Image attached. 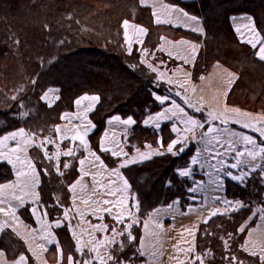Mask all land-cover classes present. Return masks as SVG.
<instances>
[{
    "label": "trees",
    "instance_id": "1",
    "mask_svg": "<svg viewBox=\"0 0 264 264\" xmlns=\"http://www.w3.org/2000/svg\"><path fill=\"white\" fill-rule=\"evenodd\" d=\"M196 2L194 8L185 4L186 9L201 17L204 27V35L198 39L194 79L206 74L214 62L224 65L237 74L228 104L264 116V108L256 107L264 104V85H260L264 81V61L255 49L237 41L228 21L230 15L247 14L264 38V0ZM125 20L147 30L141 49L133 47L131 53L122 34ZM166 29L152 24L150 14L138 0H0V137L23 129L33 140L46 137L52 144L62 114L71 111L80 96L96 95L98 103L89 117L94 125L89 136L94 150L98 151L104 122L112 115L130 116L136 122L123 139L129 154L154 145L158 135L142 128L140 122L159 110L151 92L160 90L155 86V74L140 60L143 52H158L160 32ZM51 87L58 88L59 98L48 108L41 97ZM237 93L238 100L233 97ZM181 148L184 150L176 151V155H158L122 170L129 184L130 204L138 205L136 223L130 228L134 239L120 251L122 261L141 259L135 250L142 223L153 209L176 200L180 209L190 204L187 190L191 182L176 171L188 164L194 148L190 144ZM74 150L67 158L53 160L45 157L39 145L29 149L40 174L39 205L50 220L60 219L68 207L67 187L77 177L78 160L83 156L81 148ZM100 155L114 164L108 156ZM11 178V167L0 163V185ZM249 184H229L226 194L244 202H261L262 188L257 180ZM248 214L238 212L201 225L195 243L198 258L193 264H258L241 248L243 232L238 228ZM66 229H61L59 235L68 246L70 234ZM0 248L11 258L24 254L23 246L10 232L2 233Z\"/></svg>",
    "mask_w": 264,
    "mask_h": 264
},
{
    "label": "crops",
    "instance_id": "2",
    "mask_svg": "<svg viewBox=\"0 0 264 264\" xmlns=\"http://www.w3.org/2000/svg\"><path fill=\"white\" fill-rule=\"evenodd\" d=\"M196 1L144 0L142 4L141 0H138L139 6L146 9L150 14L154 26L167 28L165 31L160 32L158 52H143L140 60H143V63H141L155 74V86L160 90L157 91L155 89L151 92L152 99L160 106L159 110L145 116L140 122L142 128L152 130L158 135L154 145L150 144V148L146 147V145L144 148L129 154L124 148L123 139L135 127L136 122L130 116L112 115L104 122L98 138V151L94 150L89 141L94 125L89 117L98 100H81L79 105L76 101L81 97L96 95L80 96L75 100L73 109L62 114L60 122L55 126L56 137L52 145V148L60 153L56 160L61 157H69L63 155L64 152L69 150L74 154V148H81L83 156L78 160L77 177L67 187L70 200L60 219H48L40 207L38 192L40 182L34 188L25 186L26 181L31 179L33 173L27 165V160L30 159L28 148L31 146L23 145L21 140L24 136L8 139L0 146V153L3 154L0 156V163L8 164L12 171V178L1 184L9 185V187L0 188V208L4 209L3 212H0V225H4L3 229L0 230V237L2 233L10 232L21 243L24 249L23 255L26 257V264L29 262L28 258L32 260L33 264H69L68 258L70 256L73 264H83L85 260H90L92 264H99L97 253L91 251V249L95 246V242L102 241L105 237L109 240L114 237L115 243L101 245L98 249L99 254H105V249H107L108 254L113 256V251L116 247L119 248L118 241L123 236L114 234L112 229L115 228L117 232H122L125 230L126 225L132 224L133 220H130L129 216L124 215L122 222L117 223L113 218L121 211V206L116 203L121 197L127 198L124 208L130 210V193L129 189L125 192L116 191V189L123 187V181L113 174L111 170L118 169L120 175L124 177L123 169L144 163L158 156L151 153H169L167 152V147L175 139H180L182 142L174 147V152L178 151L182 146H186V144H190L194 148L188 164L176 171L178 174L180 170H189L188 176L182 177L178 175L191 182L187 190L190 204L180 209L179 202L176 200L167 206L153 209L142 223L141 234L135 250V253L141 259L137 262L122 261L121 259L124 258H121L120 251H117V256H113L114 260L107 261V264H115L116 260L122 262V264H180L181 261L184 264H191L190 260L192 259V262L194 260L196 234L199 227L208 224L214 218L227 217L243 211H249L250 214L240 223L238 228L239 232H243L242 251L246 255L256 258L259 262L258 264H261L259 257L262 250H264V218H262L264 213L259 210L264 208V169L257 167L255 171H250V164H243L236 169L228 168L227 170L234 175H239L241 170L249 173L242 183L232 180L229 176L224 175L223 172L217 173L211 166L220 167L218 161L221 159L225 161L226 165L235 163V152H226L227 143L223 146L215 143L209 144L207 150H205V145L200 142V133L207 131L210 126L227 128L252 136L258 143L264 144V140L260 138L258 132L253 131L251 128H243L239 123L229 122L225 125L219 121H211V124L205 122L208 111H221L225 105L228 108L239 109L241 113L248 112L253 121L264 119V116L228 104V94L237 79V74L222 64L214 62L206 74L199 79H194L192 71L200 51V41L198 39L203 37L204 27L201 17L186 9L185 4L192 8L193 5L197 4ZM173 8L182 9L183 12H187L190 16L197 17L199 23L195 24L187 21L182 14L171 11ZM154 11L156 16L153 15ZM157 18L161 20L167 19L170 23L157 24L155 22ZM228 21L237 41L252 48L247 41L254 34H259L254 27L252 18L247 14H233L228 17ZM141 27L129 22L127 28H125L122 24V34L127 51H129V45H131V49L133 47L141 49L147 32L142 27L146 31L141 33L139 31ZM193 27L202 29V31H192ZM125 33L131 40L129 44L125 41ZM162 37L164 39H161ZM259 37L263 40L260 34ZM182 40L187 41L188 44L177 43ZM192 45L196 46L195 59L192 58ZM260 46V43H257L256 52L259 51ZM153 68L156 71H153ZM181 84L183 87H180ZM178 92L180 95H176ZM46 93L47 96H45ZM157 96L161 98L167 97V99L161 103L160 100L156 99ZM42 97L45 98L42 99ZM42 97V102L50 108L58 100L59 90L54 87L48 88ZM185 98L195 107H189V104L185 103ZM173 101L184 109V113L204 123L203 128L197 129L196 139H193L191 134L185 131L186 126L180 115H174L171 111L164 114L167 109H172ZM90 105L91 108L89 109ZM196 108H201V111H196ZM158 113L162 115L155 120L149 119L150 117H156ZM113 117H119L120 119L114 120ZM129 117L132 118L134 123L124 124L123 121ZM145 121H148V123L146 124ZM67 123L71 124L65 128ZM164 126H166L165 129H162ZM174 127L177 131H173ZM57 128H59V131H57ZM85 131L86 135H84ZM78 133L84 135L88 145L87 149L80 143ZM210 135L216 136L218 133H211ZM185 137H187L186 142L184 140ZM221 138L225 141L229 139L226 135ZM102 142L104 148L110 149L109 151L101 150ZM17 146H19L20 150L13 152L12 149H16ZM235 147L240 151L245 149V145L242 143L237 144ZM112 150L121 151L122 154L113 156ZM217 151L225 152V155L217 156L215 155ZM92 153L95 155H92ZM100 153L112 159L114 164L110 165L109 160L104 159L105 157H102ZM125 153L127 155H124ZM141 154L151 155L145 159ZM17 156H19V160H17ZM96 157H99V160ZM193 157L197 158L195 163L192 162ZM9 158L13 160L15 166L8 163ZM133 158L136 160L135 163H128L123 168L119 167L121 163L131 161ZM81 160L85 161L83 165L80 164ZM21 161L24 163H21ZM101 161L105 166L103 168L100 167ZM256 163L264 164V161L258 160ZM18 172L28 173L29 175L27 177L24 175L18 176ZM36 173H38L37 169ZM85 173L87 174L85 175ZM38 176L40 181L39 173ZM217 176H219V187L217 183L211 182ZM124 179L126 178L124 177ZM254 179L257 180L259 188H262L261 202H244L239 198L230 197L226 194L227 185L244 187L250 185V181ZM77 181L80 182L76 183ZM73 184H75V188L70 191L69 189ZM191 188H196L197 190L189 191ZM113 192L114 194H109ZM15 197H20L23 203ZM225 199L233 202L240 201L244 206H237V210H232L230 205L223 203ZM105 200L112 203L105 204L103 203ZM84 201H87V203ZM170 205L171 207H169ZM106 208L110 209V211H104ZM213 208H219L223 214L218 213L215 216H211ZM65 213H67V218H65ZM205 220H207L206 223L204 222ZM57 221L60 222L59 227H56ZM146 222L147 228H145ZM46 225H51V227L47 228V231H45ZM94 225H107L108 228L106 231L98 230L93 228ZM64 227L67 228L66 230L70 234L68 242L70 245L68 246L66 241H63L59 235V231L64 229ZM241 228L244 230L240 231ZM48 233L52 234V243H48ZM42 237H45V239H42ZM141 241H143V250L146 253L143 256L140 255ZM38 245H43V248L38 247ZM78 247L81 249L80 251L77 250ZM188 248H193V251H185ZM251 251H255L257 255H250ZM151 252H155L156 255H149L148 253ZM0 253H2L0 255V264H14L20 256L11 258L1 248Z\"/></svg>",
    "mask_w": 264,
    "mask_h": 264
},
{
    "label": "snow or ice",
    "instance_id": "3",
    "mask_svg": "<svg viewBox=\"0 0 264 264\" xmlns=\"http://www.w3.org/2000/svg\"><path fill=\"white\" fill-rule=\"evenodd\" d=\"M141 3H144V0H141ZM171 11L176 12V13H180L182 14V16L187 20L190 21L192 23L198 24L199 21L197 20V17L195 16H190L187 12H183L182 9H178V8H173L171 9ZM153 15L156 16V12H153ZM157 24L160 23H170L169 20L165 19V20H161L159 18L156 19L155 21ZM129 22L127 20H125L123 22V25L125 28H127ZM192 31H202V29H197L196 27H193L191 29ZM139 31L141 33L145 32L146 30L143 29L142 27L139 28ZM237 31H239V29H237ZM125 36L127 38V33H125ZM161 39H164L163 37ZM251 47L253 49L257 48V43H260V48L259 51L256 52V55L258 56V58L262 61H264V40H261L259 37V34H254L252 38H250L247 41ZM178 44H188L187 41H179L177 42ZM195 52H196V46L192 45V58L195 59ZM129 53H131V45H129ZM143 63V60L141 61ZM187 62V61H185ZM149 67H151V65H149ZM153 71H156L155 68L152 69ZM171 82V81H169ZM180 87H183V85L181 84ZM176 95H180V93H176ZM45 96H47V93L45 94ZM45 97H42V99H44ZM99 98L96 96H91V97H81L79 100L76 101V103L79 105L81 100H90V101H97ZM156 99L160 100L161 103L164 102L165 99H167V97L165 98H161L159 96L156 97ZM185 103L189 104V107H195V105H192L190 101L187 100V98H185ZM91 108V105L89 106V109ZM168 111H171L174 115H180V118L184 121L185 123V131H187L188 133L191 134L193 139H196V133H197V129L203 128L204 127V123H202L200 120H197L195 118H193L192 116L187 115L186 113H184V109L182 107H180V105L176 104L175 101H173V107L172 109H167L165 111L164 114H166ZM196 111H201V108H196ZM160 115H162L161 113H158L156 117H150L149 119L155 120L157 119ZM114 120H119V117H113ZM211 121H219L221 124H228L229 122L232 123H239L241 124V126L243 128H251L253 131H256L260 134V138L262 140H264V119H257L256 121H253L251 119V115L248 112H243L241 113L239 109L236 108H228L226 105L223 108V110L221 111H215V110H210L207 113V120L205 121L206 123L211 124ZM124 124H132L134 123V121L132 120V118H128L127 120L123 121ZM145 123L147 124L148 121H145ZM260 125V126H257ZM57 131H59V128H57ZM173 131H177V129L174 127ZM211 133H218V135L216 136H211ZM86 131L84 133V135H86ZM24 135V130L20 129L17 132H13L10 133L8 136H5L3 138H0V146L3 145L4 141L8 140V139H15L17 136H23ZM78 138L80 140V143L82 145H84V147L87 149L88 145L87 142L84 139V135L81 134H77ZM226 135L229 139L227 141L223 140L221 137ZM185 142L187 140V137L184 138ZM182 141L180 139H175L173 140L171 143H169L168 147H167V152L172 153L173 155L178 154V152H174V147L181 143ZM200 142L203 143L205 145V150H207V146L209 144H220L221 146H223L225 143H227L228 148L226 149L227 151H232L235 152V163H232L230 165H226L225 161L223 159H221L220 161H218L220 167H216V165H212L211 167H213L215 169V171L217 173L223 172L224 175L229 176L232 180L237 181V182H244L245 178L249 175L248 172H245L243 170H241L239 175H234L232 174L230 171H228V168H232V169H236V168H240L241 165L243 164H250V171H255L257 167L264 169V164H257L256 161L260 160V161H264V144H260L257 142V140L255 138H253L252 136L246 135L244 133H238L235 131H232L230 129L227 128H216V127H208L207 131L201 132L200 133ZM25 143H29V141H25ZM243 144L245 145V149L244 151H240L238 150L235 146L237 144ZM250 146V147H248ZM146 147H151L150 145H147ZM19 149V146H17L16 149H12L13 152H17ZM101 150L102 151H109L110 149L104 148L103 146V142L101 143ZM184 149L180 148L179 151L182 152ZM72 151L69 150L67 152H64L63 155L65 156H70L72 155ZM122 154L121 151H115L112 150V155L113 156H120ZM151 154H156V155H162L163 153L160 152H156V153H151ZM151 154H141L145 159L149 158V155ZM3 154L0 153V156H2ZM57 156L60 155V153L56 154ZM92 155H95L94 153H92ZM124 155H127L126 153ZM215 155L217 156H224L225 152H219L217 151L215 153ZM45 157L48 159H51V157L48 156L47 153H45ZM19 156H17V160H19ZM97 160H99V157H96ZM196 157L192 158V162L195 163L196 162ZM136 160L133 158L131 161H125L124 163H121L119 165L120 168L126 167L128 163H135ZM8 163L13 164L14 162L11 158L8 159ZM21 163H24L23 161H21ZM85 163L84 160L80 161V164L83 165ZM27 165L28 167L31 169V172L33 173L32 177L30 180L26 181L25 186L26 187H30V188H34L35 186H37L39 184V176L38 173H36V169L32 163V161L29 159L27 160ZM64 167H68L67 164L64 165ZM100 167H105L103 162H100ZM113 174H115L120 180L123 181V187L120 189H116V191H121V192H125L129 189V185H128V181L126 179H124L123 176L120 175L118 169H113L111 170ZM87 173H85L86 175ZM180 176H188L189 175V170L188 169H184V170H180L178 173ZM18 176L20 175H24L25 177H27L29 174L28 173H21L18 172L17 173ZM80 181H77L76 183H79ZM214 183H217V186H220L219 183V176L216 177V179L214 181H211ZM3 187H9V185H0V188ZM75 188V184H73L70 187V191H72ZM196 188H191L189 189V191H196ZM33 195H37L36 193H32ZM109 194H114L113 193H109ZM18 200H21V203H23V200L20 197H15ZM38 198V197H37ZM126 197H121L120 200L116 201V203L118 205L121 206V211L114 216L113 218L117 221V223H121L123 220L124 215H127L129 217H131L133 215V213L130 210H127L124 208L125 204H126ZM85 203H87V201H84ZM103 203L105 204H109L112 203L111 201L105 200L103 201ZM223 203L225 205H230L232 210H237V206L239 207H243L244 205L242 204V202L240 201H229V200H223ZM132 207H138V205H132ZM171 207V205L169 206ZM4 209L0 208V212H3ZM104 211L108 212L110 211V209H104ZM261 213H264V208L259 210ZM218 213L223 214L220 212L219 208H213L211 210V216H215ZM46 215V214H45ZM65 218H67V213H65ZM264 218V217H262ZM205 223L207 222V220L204 221ZM136 223L135 220L132 221V224ZM132 224H128L125 227V231L128 232V239L132 240L134 239V237L132 236L131 232L129 231V229L132 227ZM60 226V222L57 221L56 222V227ZM4 227V225H0V230H2ZM51 227V225H46L45 226V231H47V228ZM94 229H98V230H107L108 226L107 225H94L93 226ZM145 228H147V222L145 223ZM244 229L241 228L240 231H243ZM112 232L114 234L117 235H121L123 236V232H117V229L113 228ZM52 234L48 233V243H52V238H51ZM42 239H45V237H42ZM112 243H115V238L113 237L112 240H109L107 237H105L104 240L102 241H97L95 242V246L91 249V251L96 252L97 253V259L99 260V264H107V261H112L114 260V257L111 256L110 254H108L107 249H105V255L107 257V260H105L104 256H101L99 254L98 249L100 248L101 245H110ZM123 245H121L122 247ZM225 246L227 247V242H225ZM38 247L43 248V245H38ZM78 251H80L81 249L78 247L77 249ZM185 251L187 252H191L193 251V248H188ZM145 251L143 250V241H141V250H140V255L143 256L145 255ZM151 256H155L156 253L155 252H151L148 253ZM0 255H2V253H0ZM35 255V253H34ZM250 255L252 256H256L257 253L255 251H251ZM69 264H73V260L72 257L70 256L69 258ZM235 257H232V260H235ZM261 264H264V250H262L261 255L259 257ZM14 264H26V257L21 254L18 258L17 261L14 262ZM83 264H92V262L90 260H85L83 262ZM115 264H122V262L116 260ZM180 264H184L183 261L180 262ZM201 264H203V262H201Z\"/></svg>",
    "mask_w": 264,
    "mask_h": 264
},
{
    "label": "rangeland",
    "instance_id": "4",
    "mask_svg": "<svg viewBox=\"0 0 264 264\" xmlns=\"http://www.w3.org/2000/svg\"><path fill=\"white\" fill-rule=\"evenodd\" d=\"M253 21V20H252ZM254 24V23H253ZM255 27V26H254ZM261 36V35H260ZM126 37V36H125ZM262 37V36H261ZM263 38V37H262ZM263 40H264V38H263ZM126 43L127 44H129V43H131V40L128 38V36H127V38H126ZM224 66V65H223ZM260 85H264V81H261L260 82ZM44 94V93H43ZM236 96V97H235ZM240 95L237 93L236 95H234L233 97H234V99H236V100H238V97H239ZM89 97H91V96H89ZM41 101H42V99H41ZM246 107H250L251 106V103H250V105L248 104V103H245L244 104ZM256 107H261V108H264V104L262 105H257ZM88 121V120H87ZM89 122V121H88ZM71 123H67L66 124V126H65V128L67 127V125H70ZM88 125H89V123H87ZM27 135V133L25 134L24 133V135L23 136H26ZM4 136V135H3ZM66 137H67V135H66ZM51 140H52V142L54 143V139L53 138H51ZM25 141H29V143H25ZM21 142L23 143V145H26V146H31V145H33V144H35V145H39V147H40V149L44 152V154L45 153H47L48 154V156L49 157H51V159H53V160H56L57 158H58V156L56 155L58 152H57V150H55V149H53V148H51L50 149V147L48 146V145H53V143L51 144V141H49V139L48 138H46V137H44V138H37L36 140H33L32 139V137L31 136H26V137H24V138H22V140H21ZM49 148V149H48ZM29 149L30 148H28V152H29ZM6 164V163H5ZM8 165V164H7ZM130 200H131V197H130ZM135 203H132V205H134ZM130 210H131V212L133 213V215L130 217V220H134L135 219V207H132L131 206V204H130ZM129 231H130V229H129ZM124 234H123V237L121 238V240H119L118 241V243H119V248H115V251H113V256L115 257V256H117V254H116V252L117 251H121L123 248H125L126 246H128V242H130V240L128 239V232H126L125 230H123L122 231ZM197 235V234H196ZM133 236V235H132ZM196 243V242H195ZM121 245H123L122 247H121ZM134 250V249H133ZM101 256H104L105 257V260H107L106 259V255L105 254H102ZM194 260H193V262H192V259L190 260V263L191 264H193L194 262H195V260L198 258V256H197V254H196V250H194Z\"/></svg>",
    "mask_w": 264,
    "mask_h": 264
}]
</instances>
